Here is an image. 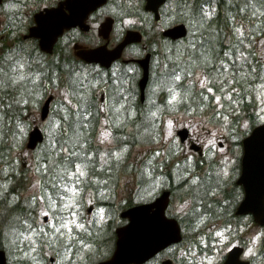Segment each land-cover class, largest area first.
<instances>
[{
	"label": "snow or ice",
	"instance_id": "snow-or-ice-1",
	"mask_svg": "<svg viewBox=\"0 0 264 264\" xmlns=\"http://www.w3.org/2000/svg\"><path fill=\"white\" fill-rule=\"evenodd\" d=\"M11 7L12 5H8ZM68 7L71 9L72 4ZM255 7V5H253ZM166 20H174L182 18L187 20L190 24L194 19H198L203 23L207 17L211 16V12L208 11L207 4L195 3V0H169V7L165 14ZM71 20V13H65L61 17H56L51 20L45 21V26L52 28H62L66 21ZM132 23V21H127ZM240 36L243 35V30H238ZM189 47L192 51L187 56L188 67H182L177 64L171 72V80L174 82L173 87L169 89L168 100L173 106L180 104L187 100L189 96L193 95L191 88L185 89V85L181 83L189 76L193 77L191 85L194 88L198 83L201 89H206L208 93L214 94L216 89L208 87L210 83L209 75L215 71V62L217 57L211 54V50L208 49L207 44H202L197 52V46L195 43H189ZM81 55H89L86 52H82ZM243 67L244 60L241 57ZM8 71H4L3 67H0V117L7 116V110L13 108V104L23 105L28 101L25 99V93L32 94L31 88H25L23 85H31L32 88L36 87L37 82L42 84L43 74L39 71H35L32 66L31 59L24 61L22 55L18 54V58L9 57ZM220 67L227 68L229 65L224 60H219ZM66 78L62 80L59 74H54L51 77H47L49 80V87L54 86L58 91H61L63 99L67 101V105L64 108V116L71 117L72 119L66 120L64 124H59L60 132L58 133L59 144L54 149V158L51 163V169L48 163H41L36 172H42L47 176L48 189H45L40 179H35L31 187L35 188L37 184L41 185V189L44 192L43 195L38 197H32V203H36L37 200L45 201V207L49 211H41L40 217H30L32 223L29 220L20 221V218L14 216L13 213L20 207L18 203L20 197L17 190L14 188L12 199L8 200V189L3 187L0 189V224H4L6 228H10L9 235H12L14 239L11 243L15 244L21 237L28 241L26 247L29 252L37 251L40 245H44L49 242H60L65 246V251L68 255H71V247L73 243H78L83 248L90 249V245L84 239H77L78 231H87V225L81 220L78 210L81 209L80 203L82 196L81 193L86 190L88 181L96 179L95 168H105L108 166V171H112V167L109 164L110 161L119 162L122 159V153L127 151V146L120 148L119 151L114 153L105 152L103 156H100L99 152L93 151L89 144L91 137L87 134V130L92 127L93 120L100 115L101 110L109 112L113 108H117L115 103H109V99L106 98L103 103L96 105L93 99L95 89L99 88L101 83H106V77L108 73H105L99 65H94L90 70L86 69L84 65H76L75 62H69L65 66ZM233 71H235L236 65L233 62L231 65ZM191 69V70H190ZM199 69V71H196ZM128 72L135 73V69L129 68ZM207 73V74H206ZM250 75V73H243L244 76ZM131 77H129L130 79ZM264 80V77H257ZM118 85H121L116 91L120 96V100L126 102L128 91L125 86L128 84L127 79L116 80ZM226 83V81H225ZM239 83V81H237ZM264 89V83L259 86ZM19 92V99H15L12 96L13 92ZM103 92H107L108 89H101ZM226 92L227 99L232 101V92ZM39 93H36L38 95ZM196 95L201 97V101L198 105L199 108H204V101L208 100V97L204 95L203 91L197 90ZM215 102L217 108L212 111V119L219 117L220 120L226 122L225 126H221L218 130L221 133L227 130L231 133H236V128L241 124L247 129V122L240 120H233L229 122L231 116V110L227 114L224 113V104L220 103L222 97L215 96ZM76 101L73 104V101ZM7 101V102H6ZM264 103V100L261 101ZM192 101H189L188 111L190 113L195 112L196 109L191 106ZM123 111L134 114L133 109L129 105L125 107L123 103L119 105L117 111ZM26 110L24 108L19 109V115H14L7 120L8 124L14 125V131L12 135L13 142L18 144L17 136L23 135V130L26 127L25 120L21 119L25 116ZM262 115L258 119L264 121V108L260 109ZM150 115L155 116V113ZM108 120L104 121V124H109ZM175 121L173 119L168 120V132L171 135V129ZM232 124L236 125V128L232 127ZM5 122L0 120V143H3L4 132L3 127ZM52 125L49 124V128ZM67 127L69 131L64 132V128ZM104 138L112 136V133L107 129L101 133ZM52 143V140L49 141ZM211 143V141H210ZM248 155L255 157L259 150V146L254 141V134L247 141ZM154 156H159V151L153 152ZM102 161V162H101ZM18 163V161H17ZM163 167V164L160 165ZM21 180H26L28 177L25 173L19 174ZM195 177V180H198ZM119 183V178H116V183L113 185L115 190L116 184ZM94 195V194H93ZM91 202V201H89ZM55 211H52V210ZM101 213L103 209L99 210ZM51 217V219H48ZM27 225L24 233H20L15 227H11L13 221ZM94 221L89 220L88 224H92ZM35 225V226H33ZM172 227V220L165 218L161 214L151 213V205L144 208H138L134 210L132 214V221L129 224L128 236L126 242L129 244H136L155 233L170 230ZM2 231V229H0ZM24 256H28V252L23 253Z\"/></svg>",
	"mask_w": 264,
	"mask_h": 264
},
{
	"label": "rangeland",
	"instance_id": "rangeland-1",
	"mask_svg": "<svg viewBox=\"0 0 264 264\" xmlns=\"http://www.w3.org/2000/svg\"><path fill=\"white\" fill-rule=\"evenodd\" d=\"M11 1H14V0H9V3ZM127 1H130V0H127ZM131 1H130L131 2L130 5L133 4L136 0H131ZM199 1L203 2V3L205 2V0H199ZM218 1L219 0H212V1L208 2L209 3L208 8L213 7L214 4L217 3ZM6 8L0 9V53H2L3 47L6 45L8 47H11L12 49H13V47L15 49L21 47L19 41H17V40L14 41V38H11L8 36L9 33L3 35L4 25H5L4 24V21H5L4 18L5 17H3V13H4L3 11ZM175 20L176 19L170 20V21L172 22ZM127 21H132V23H137L136 18H128L126 20V24L129 26L132 23H127ZM194 22L195 23L192 25V28H191V26H189L190 30L192 31L190 33V40L195 39V37L199 33H201V30H200L201 26H199L200 21L197 19V20H194ZM210 28H211V30H213L214 33L211 36L210 40H208V41L213 42V40L216 39L219 30L216 29L214 26H211ZM217 30H218V32H217ZM18 38L22 39L24 41V39L21 38V36ZM25 42L27 44H29L30 46L33 45L31 41H25ZM188 43H190V42H188ZM186 45L187 44L185 43V44L177 46V48H175V47L173 48L172 53L174 52L175 49H176V52L177 51H180V52L179 53L177 52L176 55H174V53H173V58H172L173 68H172V70L174 68H176L177 64L181 65L182 67H185L184 64H182L180 62V60L185 59V58L187 60L188 54L192 51V49L189 46L186 48ZM8 47H6L5 49H7ZM28 49L31 50V48H28ZM198 50H199V47H197V52L199 54ZM210 50H211V53L216 52V48H210ZM73 53H74V50H73ZM24 61H26V60H24ZM85 67H86V69H89V70L92 68L91 65L85 66ZM3 70L5 71V68H3ZM196 71H199V69ZM61 77H62V80L65 79L66 73L62 74ZM192 80H193L192 76L190 79L187 77L186 83H189V81L191 82ZM40 83L41 82H37V85L34 88H32V86L30 85L32 94H27L28 97L30 96L31 102L34 103V105H32L30 108L32 110V112H31L32 115L29 119H27V125L29 126L28 127V129H29V128H32L35 123H37L39 125H42L44 131H46V133H47L48 129L50 131H54V129L56 128V124L52 125V127L49 128V124L46 122L44 123L40 119L39 111H40V108L43 104V101H44L45 97L48 96L50 93L55 95V99H58V100L60 99L63 101H64V99H63V95H62L61 91H58L57 88L53 84V86L46 88V91H47L46 94L43 91L44 94H43L41 100L38 102L39 98L41 97V94L39 92ZM172 83L174 84L173 81H172ZM197 87H200V85L198 83H197ZM99 89H101V86L99 87ZM159 89L161 90L162 88H159ZM36 93H39V94L36 95ZM102 93H103L102 91H100V94L96 93L99 101L101 99ZM263 93L261 94L262 100H264V94ZM259 104L260 105L257 109V113H259L258 115H262V113L260 112V109L264 108V103H262L260 101ZM184 110L180 109L179 111L169 112L168 114L166 113L165 115H163L165 117L166 121H165V124L163 125V133L160 135V138H159L157 143L148 144V145H145V144L139 145L138 147H135L133 149L130 148V149H128L126 157H125V154L122 153L121 161L115 162L116 169L117 168L118 169L114 174V179L111 180L109 175H108L107 176L108 180H106L107 183L105 181L100 182L97 179H92L89 181V183L92 186L96 187L97 184L106 183L105 184V186H106V185H109L108 182H110V185L113 186L116 182V178L118 177L119 183L116 186L117 190L115 191L114 196L112 198H115L116 205L122 204V201H124V199H126L127 197H130V196L132 197V194L134 195V193H135V195L138 194V191H139L138 184H139V179H140V176L138 175L139 169L149 167L148 164H150L151 166L157 165V162H159L161 160L160 157L154 156L153 152L160 149L161 146H163V151H165L166 148H169L172 145V141H171L172 139H175L176 141L180 142V140L177 136V132H178L177 129L181 128L182 126H186L190 129L192 137L197 138L201 142H204V145L212 146L213 150H216L217 154L222 155V156L225 155L224 160H226V159L228 160V166L226 167L225 171L229 175L228 170L230 169V167L232 165L236 164L237 158H236L235 153L238 155L241 154L242 149L240 147L234 148V146H235L234 141L232 138L228 137L229 133L227 130L223 131V133L218 131L221 128L222 124L211 123L207 114L197 115L194 113H188ZM104 118H106V120H108L109 116H108V114H105L104 111H102L100 113V115L97 116L95 119L97 120L98 125H102L101 129L99 131V133H100L99 142L104 144L103 150L106 151L109 147H112L114 145V143H112L111 137H108L106 139L101 135V133H103L107 129V127L105 126L106 124H104V121H105ZM169 119H173L175 121V123L171 129V133H172L171 135H169V132H168V128H169L168 120ZM27 125L24 129L27 128ZM210 141H211V143H210ZM220 141H224L225 145L221 146L219 143ZM43 149L44 148L40 149L39 152H42ZM234 151H235V153H234ZM149 155H152L153 157L150 158ZM18 157L20 158L21 161L28 162L29 166H31V169L33 168L31 170L32 172L30 173L31 174L30 175L31 183H30L29 187L27 188V191H26L27 195L25 196V198H26V197L30 196V194L36 193L38 191L37 188L39 187V184H37L35 188L31 187L34 180L38 179V177H36V176H38L37 173L33 172V170L35 171V164H34L35 158H34V153L31 151H27L26 147L23 148V152L18 153ZM235 158H236V160H235ZM153 183H154V180L149 179L147 185H145L147 188H144L143 189L144 191L141 193L142 197L148 198L149 197L148 195H151L152 192L150 193V191L153 190V185H152ZM177 195H178V197L174 198V200H173V204H172L173 210L175 212H177L178 214H182V213H184V211L187 208H186V206H183L180 204V194L178 193ZM99 197H103L102 194L96 196V199H95V195L87 193V195H85V197H83V199L86 200L85 206H84V208H82V207L81 208H82L83 216L85 218H87V220L99 221V222L103 223V222L107 221L108 218H111V216H108V218L105 217V210L103 209V212L101 213L99 210L102 208L99 209L96 207V204H98V202H99ZM131 197H130V199H131ZM138 197H139V194H138ZM89 201H91V202H89ZM40 207H42V206H40ZM89 207H92L91 211L88 210ZM38 210H41V208H38ZM121 210L122 209H118V210L115 209V211L112 212L111 215L113 216L112 218H114V223H113L114 228L111 227V229H110V226L108 225V226H106V231H110V233H111L112 228H113V232H114V229L116 228V226H118L119 224H121L123 222L122 220H120V216H119ZM39 217H40V214H39L38 218ZM12 224L13 225L11 227H15L18 230H20V228L22 229V224L20 226V224H18V222H16L15 220L12 222ZM8 232H10L9 228H8ZM240 233L241 234L246 233V236H248V237L253 236L255 239H257V241H259L260 236H262V233H260V230L258 229L257 226H251V228L249 227L248 229L242 230ZM225 236H226V233H225ZM9 237L11 238V240L8 244L10 247L9 256L11 257V262H10L11 264H19L18 262L22 261V259L30 260L31 264H45L46 261L49 262L50 264H64L66 262V260H69L67 258L70 255H68L66 253V251L63 253V255H65V256L60 258V255H58L56 251L52 250V248L48 244H45V246H44V252L42 254V257L44 259L43 262L37 261L36 258H32L30 256V253L38 252V249L40 246L38 247L37 251H32V252L28 251V256H24L23 254L20 255L18 253H20V251H22L23 248L20 249L19 241L17 244H16V242H15V244H13V243H11V241L14 239V237L12 235H9ZM226 239H228V240L221 241L222 244H220V245L216 244L219 241L217 239L218 241H216L214 243V245L217 246L216 247L217 251H216V253L211 254V256L202 257V256H197L196 254H193L192 257H197V261H195V263L196 264H219V260H221L220 257H221L222 249L228 251V249H230V246L238 241L236 234L232 235L231 239H230V237H227ZM188 241L189 242L186 244L188 246L191 244H197L199 242V241H197L195 243L194 239H188ZM52 243H57V247L60 246L57 251H61V249L64 245L63 243H60V242H52ZM250 243H251V245L248 246L249 251H248L247 255L255 254V252L258 250L259 245H260V242L252 244V239H251ZM111 245H112V243H111ZM111 245L107 241V243L105 245H101V247L98 249H96V247H94V248L90 247V249H85V250H83V252H81V254H82L81 259L78 257L74 261L76 262V264H84L85 262H89L91 260L96 261V260H99L101 258H105V257L109 256V254L111 252V247H112ZM3 247H5V246L3 245ZM182 249L183 248L179 249L178 255H181V254L184 255V252ZM170 250L175 251L174 249H170ZM193 253H196V252L194 251ZM39 256H40V254H39ZM52 258H54V261L51 260ZM262 259L263 258L260 259V262H259L260 264H264V260L262 261ZM79 261H81L82 263ZM46 264H48V263H46ZM186 264H188V263H186Z\"/></svg>",
	"mask_w": 264,
	"mask_h": 264
},
{
	"label": "trees",
	"instance_id": "trees-1",
	"mask_svg": "<svg viewBox=\"0 0 264 264\" xmlns=\"http://www.w3.org/2000/svg\"><path fill=\"white\" fill-rule=\"evenodd\" d=\"M257 1L258 0H221L216 12L212 13L211 8H208V11L211 12V16L207 17L205 22L210 21V23L215 24L216 29L219 31L229 26V29L231 28L235 34L238 33L239 27L243 26L245 37L232 43V45L226 43L221 38L219 42L215 43L214 46L218 48V51L214 55L218 59L215 62V71L211 72L209 75L210 83L208 87L215 88L216 91L214 94H211L208 93L206 89H202L204 95L208 97V100L204 101L205 107H198L201 101L200 96H192L187 99L194 103V107L193 105L192 107L196 109V113L210 112L212 122L224 125L226 122L220 120L219 117L215 118V120L212 119V111L217 108L214 97L221 96L222 99L220 103L224 104V113L227 114L228 111L231 110L229 122L233 120L247 121L248 126L246 130L244 127L242 128L240 126L236 128V125L232 124V127L236 128V133L234 135H237L240 141L242 137L259 122L257 109L262 97L260 91L264 90L259 87L264 83V80L257 78L264 77V0H259V2L256 3ZM205 2L204 4H208V2ZM253 5H255V7H253ZM208 27H210V25ZM202 33L205 37L209 33V30L204 29ZM241 57H243L244 60L243 67H241ZM219 60L226 61L229 66L222 69ZM233 62L236 65L235 71L231 68ZM243 73H250V75H246L242 79ZM237 81H239V83H237ZM232 89H235V91L232 92V101H229L225 93ZM18 95V91L12 93L15 99H17ZM95 103L97 105V102ZM20 108H24L25 110L27 108L29 110L30 105L13 104V108L7 110V116L0 117V120L5 122V126L2 129L4 132V139L3 143H0V164L5 165V169L10 170V172H12V169L18 164L17 161L19 162V158L15 156V151L18 148H24L26 141V132L23 130V135L17 136L18 144L14 143L12 139L14 125L7 123L9 118L16 114L19 115ZM70 119L72 118L65 117L63 114L57 122H59V124H64L66 120ZM108 121L110 123L107 124V127L109 132L112 133V143L115 144L114 148H111L108 152L114 153L125 145L129 146L134 143L133 139H135L137 135L138 127H127V125L117 126L115 124L116 119L113 118V116H111V119L109 117ZM100 129V125H98L97 120L94 119L92 127L87 130V134L91 137L89 147L97 152H100L104 148L103 144L99 142ZM63 130L65 133L69 131L67 127ZM59 132L60 128L57 127L52 133H47L48 136L44 142V146L47 147L41 152L38 158L39 162L48 163L50 170H53L51 169V163L54 158V149L58 147L59 144ZM50 140H52V143H49ZM98 169V167L95 168V171ZM41 174L46 180V174L42 172ZM131 203L134 202L129 200L127 204L123 205L124 208L128 207ZM96 240V238H93V243L97 245L100 242Z\"/></svg>",
	"mask_w": 264,
	"mask_h": 264
},
{
	"label": "flooded vegetation",
	"instance_id": "flooded-vegetation-1",
	"mask_svg": "<svg viewBox=\"0 0 264 264\" xmlns=\"http://www.w3.org/2000/svg\"><path fill=\"white\" fill-rule=\"evenodd\" d=\"M63 0H15V1H11L10 3H7L6 6L7 8L5 9L4 13H3V17H5L6 20V24L7 27L11 28V29H19V28H24L25 31H28L32 25H34L35 21H36V15L38 12L44 10L47 7H55L58 6L59 4H61ZM141 5L143 2L142 7H140L141 10L146 11V21L147 24L146 26L149 27V18H154V14L150 11L145 10L146 9V0H141ZM8 5H12L11 7H9ZM119 6V1L117 0H109V3L102 6L101 8H99L98 11H96V14L94 16H92L91 20L93 22V18H97L99 21L102 20L103 17H107L110 15H115L117 12H115V9ZM145 7V8H144ZM161 13L163 15V13L165 12V10H163V7H161ZM161 19L159 20H155L157 21V25L161 24ZM97 22V20L95 21ZM115 23V27L114 29L116 31H122L124 29V22L121 20V18L119 16H117ZM15 31V30H13ZM151 40L152 42L155 44V42H157L158 44H162V42H165V39H161L159 37V33L157 32V29L155 28L153 31L151 30ZM84 32H82L80 30V28H67V30L64 31L63 35L59 38L58 42L56 43V46L58 45L59 47V55L56 59L54 60H43L40 59V56H36L38 59V62H35L32 64L34 70L36 71V69H42L44 67L48 68L49 66H53L55 70H63L66 71L65 69V65L68 64L69 62H75L77 58L75 57L74 53H73V49H75V45L77 44V41L81 38L75 39L76 35H83ZM26 33H23V37L25 36ZM12 36V35H11ZM152 43V45L154 46V44ZM55 46V47H56ZM57 48V47H56ZM148 48L147 43H136L133 42L132 44H130L129 46H127L126 50L129 51L130 53H132L134 55V58L140 56L141 51H144ZM154 62V63H153ZM155 65L157 64V60L155 61V59L153 58L152 61L150 62V65ZM131 68V69H135V73H131L128 72L127 70ZM108 70H111V75L113 76V78L115 79H127L128 80V84L126 85V91H128L129 95H134V98H138V95L140 93V87H139V80L141 78V73H142V65H140L137 61H126V60H118L116 62H114L111 66V68H109ZM129 77H131L129 79ZM120 86V85H119ZM118 96L119 94L116 93ZM212 178L216 179L218 177H220V174L223 172L221 167H213L212 168ZM6 183H8L7 181H0V189H2L3 187H7ZM88 186H89V181H88ZM87 186V191L89 190ZM242 192H243V188L241 185H239ZM27 189V187H22L20 188L21 193H22V202H23V206H31V205H35L34 203H30L28 202L27 199H25V196L27 195V192L25 191ZM39 189V187L37 188V190ZM39 190L36 192V194H39ZM33 197V196H32ZM8 200H10V194L8 192ZM37 203V202H36ZM40 204L42 203H46L44 201L42 202H38ZM34 214V215H33ZM39 212H37L36 208H31L29 210H23L20 212H14L13 215L17 216L20 218V221L23 220H29V223H32V219H30V217H36L38 218L39 216ZM27 215H30L29 217ZM83 219L81 220V222L85 223L87 225L88 228H91L93 226L92 224H88L87 218L82 217ZM48 219H51V217H48ZM229 228L231 229V232L234 233L237 230H245L248 229L249 227L251 228V226H257L258 229L260 230V233H262V236H260L259 241H257V239H255L253 236L248 237L246 236V233L242 234L238 241L234 244H232L230 246V249H228V251L223 250L222 249V253H221V257L219 260V264H226L227 262V257L228 254L230 253L231 247L234 245H242V247H244L243 253L241 254V257L244 258V260L247 262V264H260V259H262V261L264 260V225L263 224H259L256 219L255 216L253 214H236L235 211L233 212V216L231 218H229ZM21 224L22 223H18ZM13 225V224H11ZM35 226V225H33ZM27 227V225H23L22 224V229L23 231H21L20 233H24L25 228ZM224 227H228L227 225H224ZM0 229H2V231H0V246L5 245V247H3L6 251H7V257H9V262H11V257L9 256L10 254V249H9V242L11 240V238L8 235V228H6L4 226V224H0ZM10 230V229H9ZM252 239V244L260 242L259 248L258 250L255 252V254L252 255H247L248 251H249V247L251 245L250 241ZM223 240H219L216 244L220 245L222 244ZM216 241L213 242H207V243H202L201 246L202 247H206L204 251H200V255L202 257H208L211 256V254L216 253V247L214 245ZM28 241L24 240L22 237L19 240V246L20 249H22V251H20V255H22L24 252H28V248L26 247ZM51 243L49 242V245ZM8 246V247H7ZM44 245H40L39 247V251L38 252H33L30 253V256L32 258H36L37 261H41L42 256L40 257V255H42L43 253H40V250L43 249ZM212 247V248H211ZM44 252V250H43ZM221 252V251H220ZM196 254L193 252H189V254L187 255V260H188V264H196L195 261H197V259L193 258L192 255ZM52 261H54V258L51 259ZM19 264H31L30 260H26V259H22V261L18 262ZM50 264L49 262H45ZM66 264H73L70 262H67Z\"/></svg>",
	"mask_w": 264,
	"mask_h": 264
},
{
	"label": "water",
	"instance_id": "water-1",
	"mask_svg": "<svg viewBox=\"0 0 264 264\" xmlns=\"http://www.w3.org/2000/svg\"><path fill=\"white\" fill-rule=\"evenodd\" d=\"M2 0H0L1 2ZM164 0H159L158 3H161ZM101 0H69L66 1L68 4L73 5V10L71 13V20L68 22H72L73 24L82 23V21L88 16V12L92 9H95L101 3ZM78 7V8H77ZM77 8V9H76ZM59 13V9H47V12L42 14H38L37 16V25L32 27L28 36H36L40 38V46L43 50L52 51L53 45L56 42L58 35L60 34L62 28H52L49 26H45L46 20H51L56 17L63 16L64 13ZM167 34L177 37L182 36L187 33L186 28L184 25H179L176 27L169 28L165 31ZM140 33L137 31L130 32V36L132 38L140 39ZM125 44V43H124ZM124 44L122 46H124ZM121 51V50H119ZM82 52H86L89 55H81ZM105 50L103 47L100 48H90L88 50H79L78 55L86 59L87 61H94V60H101L102 56H104ZM120 54V53H119ZM118 54V55H119ZM146 61L145 67V77L143 80L142 85L148 79V58L142 60V62ZM52 97L50 96L46 101L42 109V113H44V117L48 114L50 108V101ZM183 138L187 136L188 129L184 128L180 131ZM254 134V141L259 146V150L256 153L255 157L248 155V144L247 141L249 138ZM29 147L35 148L36 145L44 140V135L41 128L35 127L29 133ZM244 149H245V156H244V176L242 177L241 181L245 182L246 185V192L247 198L243 202V206L239 208V211L242 212H249L253 210L255 214L260 217V208L264 210L263 206V199H264V124L258 125L257 128L253 130V132L247 136L244 140ZM251 168H255L259 171V175L251 174L248 175L252 170ZM258 185L260 186V195L257 190ZM169 201V193L164 192L162 198L157 199V201L151 204H143L140 206L131 207L129 210L123 212L124 216H129L132 221V214H134V210L138 208H144L151 205V209L156 207V210L151 213L161 214L164 216L166 205ZM247 202V203H246ZM166 218V216H165ZM168 219V218H167ZM171 220V219H170ZM131 223V222H130ZM129 227L127 226L121 227L119 231V238L117 240L118 246L115 251V255L110 258V260L99 262L98 264H129L132 262H143V260L153 256L158 250L164 248V246L175 243V241L181 240L180 228L176 226L175 222L172 220V227L170 230L159 232L152 234L147 239L136 243V244H129L126 242V237L128 236V232L126 231ZM237 255L230 256L229 260L231 262L237 261ZM0 264H7V257H5L4 250H0ZM164 264H174L173 261L170 259L164 260Z\"/></svg>",
	"mask_w": 264,
	"mask_h": 264
},
{
	"label": "bare ground",
	"instance_id": "bare-ground-1",
	"mask_svg": "<svg viewBox=\"0 0 264 264\" xmlns=\"http://www.w3.org/2000/svg\"><path fill=\"white\" fill-rule=\"evenodd\" d=\"M220 1L221 0H219L213 7H211L212 13L217 11ZM258 2L259 0L256 3ZM168 7H169V3H168L166 10L168 9ZM167 23L172 27H176L179 25H184L186 27L189 24L187 20H183L182 18H178L172 22L170 20H167ZM157 24H158L157 21L149 20L150 30L153 31L157 27ZM100 32L102 34L106 33L102 28ZM244 35H245L244 30H243V35L240 36L238 33L235 34L231 28L229 29V26L220 30V38L224 40L226 43L231 44V45L232 43H235L241 40L242 37H245ZM192 41L196 44H199V43L207 44V46L209 42L207 36L204 37L202 34H198L195 37V39H193ZM23 58H25V56ZM107 58L108 56H105L104 54L101 60H94L93 63L95 65L101 66V64L106 63ZM170 62H171V55H166V57H164L160 61L159 68L156 69V71L152 73V79L146 85V87L149 90L155 93L151 101H146L145 99H142V98H134L133 94L132 95L128 94L126 102L121 101L120 97L109 99V103L110 104L115 103L117 105V108L119 107L121 103H123L125 107H128L130 105L134 112V114L130 115L129 113L123 112L122 110L117 111V108H114L112 111V116L116 119L115 124L117 126L123 125L126 122H129V120L135 118L137 114H139V117L143 118V120H145V123H146V126L144 128L137 130L138 131L137 135L135 139H133L134 143L132 145L130 144L129 146H127V151L124 152L125 157L127 156L128 149L130 148L133 149L135 147H138L139 145L147 144L148 142L152 144L158 142L160 135L163 133V125L165 124V121H166L163 115H165L166 113L168 114L169 112L179 111L180 109L182 110L185 109L184 111L190 113L188 111V105H189L188 100H185L186 102L183 101L182 103L176 104L174 106L169 103V100H168L169 89L173 87L174 85L169 75L170 67H171ZM180 62L184 64L185 67H188L186 58L180 60ZM188 78L190 79L191 76H189ZM186 80L184 82H181L185 85L184 90H188L189 88H191L192 93H193V95L191 96H198L195 94L196 91L197 90L202 91V89L200 87H197V84L195 85L194 88H192L191 82L189 81V83H186ZM120 86H118L117 88H119ZM159 88H162V89L160 90ZM188 98H190V96ZM192 105L194 107V103H192L191 106ZM151 113H155L156 115L152 116L150 115ZM192 113L197 114L196 111ZM24 131L27 132V129H24ZM105 152L106 151L101 150L99 152L100 156H103ZM189 162H190V165H192V167L194 166L195 168H199L200 166L203 165L202 161L200 160H189ZM166 163H167V167H166L167 173H170L171 171H174L176 168L181 166L179 162H175L173 160L166 162ZM109 164L111 165L112 169H116V165L114 161H110ZM107 172H108V166H105V168L103 169L99 168L98 170L95 171V173L99 175H105ZM100 194H102L103 197L101 198H103L104 200L110 199L111 194L108 189L105 191H102Z\"/></svg>",
	"mask_w": 264,
	"mask_h": 264
}]
</instances>
